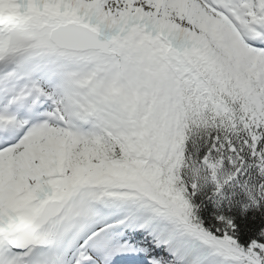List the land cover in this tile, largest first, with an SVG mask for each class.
Listing matches in <instances>:
<instances>
[{
    "label": "snow or ice",
    "instance_id": "1",
    "mask_svg": "<svg viewBox=\"0 0 264 264\" xmlns=\"http://www.w3.org/2000/svg\"><path fill=\"white\" fill-rule=\"evenodd\" d=\"M0 264H264V0H0Z\"/></svg>",
    "mask_w": 264,
    "mask_h": 264
}]
</instances>
